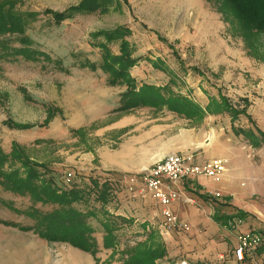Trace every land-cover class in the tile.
I'll list each match as a JSON object with an SVG mask.
<instances>
[{
    "label": "rangeland",
    "instance_id": "obj_1",
    "mask_svg": "<svg viewBox=\"0 0 264 264\" xmlns=\"http://www.w3.org/2000/svg\"><path fill=\"white\" fill-rule=\"evenodd\" d=\"M92 1L0 0L1 10L24 17L30 40L25 47L34 55L13 52L23 46L20 32L0 33V43L7 45L0 46V264H124L130 250L146 240L135 207L149 209L152 203L161 216L162 209L145 187V169L173 153L134 174L92 167L101 145L117 140L110 118L134 115L145 125L173 122L172 138L158 144V156L170 143L180 145L176 154L194 158L196 153L206 157L207 145L212 148L218 140L264 142V33L247 35L219 0H199L205 14L190 8L196 5L191 0ZM71 8V18L56 22L54 12ZM103 58L116 63L115 74L101 66ZM146 86L159 93L153 103L145 100L156 99ZM159 95L166 102L160 103ZM131 96L138 102L126 107ZM136 125L123 132L130 134ZM190 137L203 139L201 147L199 142L190 148L193 155L183 150ZM124 176L136 180L127 183ZM45 181L56 192L41 193L55 203L36 198L34 190ZM121 205L128 211L124 215L117 214ZM75 217L90 227L95 253L60 239L78 235L79 223L63 227L58 239L39 234L55 219ZM104 222L111 224L109 232ZM97 237H104V246ZM161 261L176 264L171 258Z\"/></svg>",
    "mask_w": 264,
    "mask_h": 264
},
{
    "label": "crops",
    "instance_id": "obj_2",
    "mask_svg": "<svg viewBox=\"0 0 264 264\" xmlns=\"http://www.w3.org/2000/svg\"><path fill=\"white\" fill-rule=\"evenodd\" d=\"M191 1L196 5L190 6L186 1V8L194 7L198 13L205 14L203 7L199 6V0ZM91 121L93 118L86 120V123ZM136 122L140 125L132 127L131 133L126 135L124 128ZM108 125L112 131L118 133L117 140L112 141L116 146L110 147L112 142L102 144L98 152L99 162H95L92 167L134 174L152 165L165 154L175 153L180 148V145L170 143L164 146L158 156V144L166 137L172 138V132H169L173 131V122L154 121L145 125L143 119L132 115L110 118ZM189 139L183 150L186 149V154L193 155L195 152L190 148L199 142L201 145L196 147H201L203 139ZM218 141L212 148L207 145L208 151L204 152L206 157H203V154H194L193 162L205 164L210 159L224 157L228 159V169L219 180L207 176L184 179L181 182L182 196L173 204L179 218L190 226L186 233L173 236L162 230L163 217L160 210L153 208L152 203L149 202V209L132 203L133 206H140L135 209L146 226V236L151 232L160 233L167 247L165 257L171 258L176 264L178 261L188 264H237L232 252L238 244L239 232L256 230L264 236V142L246 138L244 145H233L225 139ZM196 191H199L200 195L196 194ZM122 193L121 197L124 196ZM217 193H220V196H217ZM149 198L153 201L151 196ZM117 210V214L121 215L128 212L122 205ZM136 211L134 210L135 213ZM238 218L241 219L238 226L234 227L228 223L229 220ZM97 240L99 246H104V237L101 240L97 237ZM246 264H264V243L257 250L255 257Z\"/></svg>",
    "mask_w": 264,
    "mask_h": 264
},
{
    "label": "trees",
    "instance_id": "obj_3",
    "mask_svg": "<svg viewBox=\"0 0 264 264\" xmlns=\"http://www.w3.org/2000/svg\"><path fill=\"white\" fill-rule=\"evenodd\" d=\"M97 0H93L92 4H95ZM220 5L222 7H225L227 9V14L230 16V18H234L237 22L240 24L241 28L244 30V32L249 36H256L260 35L261 33H264V0H219ZM74 8L67 9L66 11L62 12H54V18L56 22H62L63 20H66L67 18H71L75 11H73ZM76 9V8H75ZM77 10V9H76ZM23 16H20V14H16L15 12L9 10L0 9V33H6V32H20V40L23 42L22 47H14L12 50L15 54H22L25 57L28 58H34V55L32 54V50L29 47H25L27 44L30 43V40L28 36L24 33L23 30ZM1 42V41H0ZM0 46L2 48H7V45L3 42L0 43ZM127 56V55H126ZM49 55H46V58H48ZM129 58V57H128ZM124 60V59H123ZM120 61V60H118ZM117 61V62H118ZM85 65L90 64V66L93 69H96L97 66L94 63H90L88 61H84ZM123 62V61H122ZM121 63V62H120ZM106 71L113 72L116 68V63L109 59L103 58L102 65H101ZM115 74V73H114ZM116 76V75H114ZM147 92H151L152 94L156 95V99L154 97H146L145 100L153 103V101H156L158 98V92L155 87L146 86L145 89ZM134 91L130 90L128 91V94H132ZM136 92L134 94L137 95V99H140L142 97V93ZM142 92V91H141ZM134 96H131L130 99L127 101V106L130 107L134 105V103L138 102L135 100ZM160 99H163L162 102H166L164 97H161L159 95ZM171 110L176 111H182L180 108L171 106ZM31 172H29L30 174ZM32 175H30L31 177ZM27 185V183L23 182ZM44 184V183H43ZM42 184L41 190L37 191L34 190L36 193V198H42L45 199V202H52L55 203L57 200L54 197L47 196L46 194H42L41 191H49L55 195L56 188L53 186L52 183L46 182L45 185ZM31 186L33 187L32 183ZM15 188V187H14ZM31 188V187H30ZM34 188L35 185H34ZM17 189V188H16ZM106 189V188H105ZM19 190V189H17ZM46 192V193H47ZM105 193V192H104ZM74 196H72L73 199L79 198V195L74 192ZM203 196V195H202ZM106 195H101L102 199H105ZM63 215V214H61ZM60 223L62 225H60ZM80 224V232L75 237H65L62 235L60 238V233L63 230V227H70L74 226L75 224ZM104 227L106 231H110V227L112 228L111 224L104 222ZM89 226L86 224V221H79V219H73L72 221L66 220L63 222H60L58 219L55 221H51V223L46 224V228H43L41 231H39V234L46 238V239H64L72 243L74 246H77L79 248H82L84 250L91 251L92 253H95L96 250V243H93L94 238L92 236H89ZM87 232V234L84 235L83 232ZM167 255V247L163 239H161L160 235L156 232L149 233L146 240L136 244L129 253V258L124 261V264H162L161 259L164 258ZM173 264V263H172Z\"/></svg>",
    "mask_w": 264,
    "mask_h": 264
},
{
    "label": "built area",
    "instance_id": "obj_4",
    "mask_svg": "<svg viewBox=\"0 0 264 264\" xmlns=\"http://www.w3.org/2000/svg\"><path fill=\"white\" fill-rule=\"evenodd\" d=\"M228 159L213 158L203 165L195 164L193 157L173 153L147 168L146 185L151 194L157 199L162 209L163 226L166 231L189 230L188 223L181 220L172 205L181 198V182L196 176H208L219 180L227 169ZM123 180L133 183L136 177L124 176ZM194 201L193 199H188ZM241 219L229 220L231 226H238ZM264 243V236L256 230L241 231L238 234V244L233 249L235 261L246 264L253 259L259 247Z\"/></svg>",
    "mask_w": 264,
    "mask_h": 264
}]
</instances>
